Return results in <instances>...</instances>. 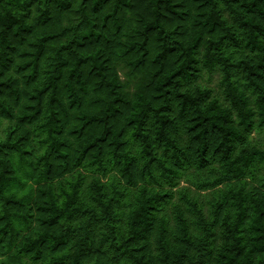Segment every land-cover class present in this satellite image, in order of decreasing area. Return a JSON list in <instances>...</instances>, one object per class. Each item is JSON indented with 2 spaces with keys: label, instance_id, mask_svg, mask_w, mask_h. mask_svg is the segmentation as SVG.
Wrapping results in <instances>:
<instances>
[{
  "label": "trees",
  "instance_id": "obj_1",
  "mask_svg": "<svg viewBox=\"0 0 264 264\" xmlns=\"http://www.w3.org/2000/svg\"><path fill=\"white\" fill-rule=\"evenodd\" d=\"M263 132L264 0H0V264H264Z\"/></svg>",
  "mask_w": 264,
  "mask_h": 264
},
{
  "label": "rangeland",
  "instance_id": "obj_2",
  "mask_svg": "<svg viewBox=\"0 0 264 264\" xmlns=\"http://www.w3.org/2000/svg\"><path fill=\"white\" fill-rule=\"evenodd\" d=\"M201 83L212 87L214 90H217L218 74L213 73L209 79L206 75H203ZM253 136L259 141V143H261V145L264 146V132L262 134H253Z\"/></svg>",
  "mask_w": 264,
  "mask_h": 264
}]
</instances>
